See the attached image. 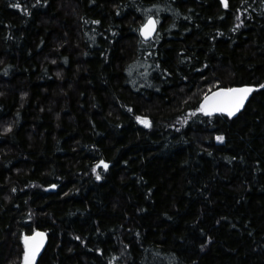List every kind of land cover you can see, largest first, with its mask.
<instances>
[{
    "label": "trees",
    "instance_id": "trees-1",
    "mask_svg": "<svg viewBox=\"0 0 264 264\" xmlns=\"http://www.w3.org/2000/svg\"><path fill=\"white\" fill-rule=\"evenodd\" d=\"M215 81L264 83V0H0V264H264V89L189 116Z\"/></svg>",
    "mask_w": 264,
    "mask_h": 264
},
{
    "label": "snow or ice",
    "instance_id": "snow-or-ice-1",
    "mask_svg": "<svg viewBox=\"0 0 264 264\" xmlns=\"http://www.w3.org/2000/svg\"><path fill=\"white\" fill-rule=\"evenodd\" d=\"M41 0H36V4H39ZM224 8L229 7V0H220ZM44 3H47V0H44ZM17 9L25 11L28 15H31V12L27 9H22L20 3H15L12 5ZM35 5H33L34 7ZM240 15L236 16V20L239 21L232 31H236L243 24V20ZM223 18V17H221ZM88 21H85L87 23ZM91 23L99 24V20H93ZM160 20L154 15L149 13L145 15L143 22L140 24L137 29L139 36L141 38V43L151 45L158 38V26ZM175 27V25H173ZM223 35V33H220ZM90 39H95L90 37ZM148 55H152L151 52ZM207 65H205L206 67ZM159 68V65H156ZM164 71H167L166 69ZM129 76L132 75V68L128 69ZM141 76L147 77L148 73H140ZM264 89V83L259 85H239V86H220V81H215L211 86L208 87L202 95V99L199 100L198 107L192 109L189 113V116H196L197 114L203 115L205 117H226L231 119L236 117L238 113H241L242 109L245 108L246 102H248L249 97L254 91ZM129 112L133 111L131 108L128 109ZM135 119L145 127H151L152 122L148 117L136 116ZM187 117L183 119V123H187ZM6 131H11V127L7 128ZM216 140L223 143L225 137L223 135H217ZM211 154V153H209ZM109 163L104 159L98 160L95 165L92 167V171L95 173L97 180L102 179L101 170L107 172L109 170ZM50 187L56 188L57 185L52 184ZM15 191V189H13ZM76 240H80L81 237L76 236ZM47 240V233L41 231L39 228H33L31 234L23 233L21 235V241L23 245V251L21 256V264H37V259L40 257L42 250L45 247ZM203 248L204 245H201Z\"/></svg>",
    "mask_w": 264,
    "mask_h": 264
},
{
    "label": "water",
    "instance_id": "water-1",
    "mask_svg": "<svg viewBox=\"0 0 264 264\" xmlns=\"http://www.w3.org/2000/svg\"><path fill=\"white\" fill-rule=\"evenodd\" d=\"M159 26H160V25H159ZM159 26H158V31H159ZM253 93H254V92H253ZM253 93H252V95H253ZM252 95L249 97L248 102L250 101ZM248 102H246L245 108H246ZM245 108H244V109H245ZM244 109H242L241 113L244 111ZM241 113H238L237 116H239ZM237 116H236V117H237ZM236 117H233V118H236ZM233 118H231V119H233ZM46 244H47V241H46V243H45V247H46ZM45 247H44V249H45ZM44 249L42 250L41 255H42V253L44 252ZM41 255H40V256H41ZM38 258H39V257H38Z\"/></svg>",
    "mask_w": 264,
    "mask_h": 264
}]
</instances>
